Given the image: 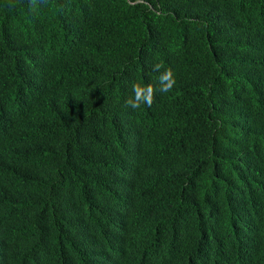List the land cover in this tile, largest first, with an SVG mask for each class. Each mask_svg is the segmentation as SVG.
I'll return each mask as SVG.
<instances>
[{
	"label": "trees",
	"instance_id": "trees-1",
	"mask_svg": "<svg viewBox=\"0 0 264 264\" xmlns=\"http://www.w3.org/2000/svg\"><path fill=\"white\" fill-rule=\"evenodd\" d=\"M0 264H264V0H0Z\"/></svg>",
	"mask_w": 264,
	"mask_h": 264
},
{
	"label": "clouds",
	"instance_id": "clouds-1",
	"mask_svg": "<svg viewBox=\"0 0 264 264\" xmlns=\"http://www.w3.org/2000/svg\"><path fill=\"white\" fill-rule=\"evenodd\" d=\"M33 7L36 5V0H30ZM164 66L160 63H155L151 66L152 71L159 72L158 77V88H154L153 85H141L139 83H133L131 90L133 95L129 97L125 104L127 107L131 108L133 111L140 109L142 105L147 107H152L154 103L155 92L159 91L161 94L169 93L173 90L176 79L171 68H166L161 72Z\"/></svg>",
	"mask_w": 264,
	"mask_h": 264
}]
</instances>
